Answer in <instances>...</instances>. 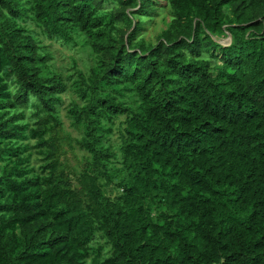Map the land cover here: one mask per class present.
Here are the masks:
<instances>
[{"label": "trees", "instance_id": "obj_1", "mask_svg": "<svg viewBox=\"0 0 264 264\" xmlns=\"http://www.w3.org/2000/svg\"><path fill=\"white\" fill-rule=\"evenodd\" d=\"M112 1L119 10H99ZM167 3L151 45L137 39L150 0H0V264H86L97 237L106 257L90 264H264V0ZM32 24L50 41L84 35L97 58L80 77L87 102L68 111L85 131L76 182L55 110L65 85ZM124 92L137 107L117 101ZM30 98L34 126L10 114ZM119 117L116 168L105 122ZM29 139L46 149L40 174Z\"/></svg>", "mask_w": 264, "mask_h": 264}, {"label": "rangeland", "instance_id": "obj_2", "mask_svg": "<svg viewBox=\"0 0 264 264\" xmlns=\"http://www.w3.org/2000/svg\"><path fill=\"white\" fill-rule=\"evenodd\" d=\"M98 7L99 10L104 13L120 9V6L113 1L111 4H99ZM149 9H153V11L148 13L146 16H141L140 19H138L141 21L142 27L140 32L137 34V39H144L146 43L154 45L158 42V37L161 32L168 28L172 15L167 0H150ZM125 10L126 13L130 12V8H125ZM227 13L230 14L229 11H227ZM115 17L116 29L120 33L119 36L121 37L126 33H129L131 30H128L127 25L122 21L119 14L115 15ZM263 18L264 17L262 16H258L255 21L262 22ZM260 30L261 35H264V24L260 25ZM30 31L37 37L40 47L43 49L42 53L50 58L51 61L48 64L50 71L59 76L62 83L65 85V92L60 93L59 98L61 101L55 105V110L57 118L62 123L65 134L69 137V143L63 146V152H65L64 160H66L65 162H67L68 166L71 168L70 175L72 176V182H76L77 175L82 168L83 158L87 155L86 153L79 151L75 145V142L82 138L84 129L81 131L73 125V122L68 116V111L73 104L81 105L87 102L80 90V77H87L89 75L90 70L96 66L97 58L91 47L88 46L87 39L84 35L76 36L74 42L66 44L61 41H50L45 39L41 30L34 24L30 25ZM214 40L221 48L229 47L232 43V39L228 34L222 37H215ZM212 54L214 57L217 56L219 54V50H209L207 57L209 58ZM10 85L9 89L13 94L16 93L20 87L19 85ZM117 101L123 103L124 106L126 105L131 108L138 106V99L133 92H124V97L117 98ZM36 105H38L36 99L30 98V101L27 104L18 106L15 111H11L10 114L23 113L24 118L28 120L29 125L34 126L36 123V120L34 119ZM123 121L124 117H119L112 122H105V124H109V127L113 130L112 134L107 136L105 146L109 147L111 151L117 155V162H114L111 167H120V164H118L120 162V156H118L120 145L118 127ZM25 143L29 146V150L27 151V153L30 154L28 159L29 170L40 174L41 168L45 166L44 164H46V149L40 146V142L37 140L33 141L29 139ZM6 164L7 161H0V172L5 168ZM106 191L111 196L116 195V190L114 191L113 187L107 188ZM155 213L159 214V212L156 211ZM102 247L103 249L100 256L101 258H105L107 249L104 246V240L99 237L93 240L89 250V259L86 264L91 263V260L98 255L97 253Z\"/></svg>", "mask_w": 264, "mask_h": 264}]
</instances>
